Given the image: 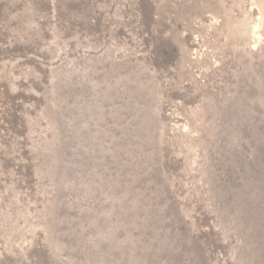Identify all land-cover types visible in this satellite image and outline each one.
Listing matches in <instances>:
<instances>
[{
	"label": "rangeland",
	"instance_id": "rangeland-1",
	"mask_svg": "<svg viewBox=\"0 0 264 264\" xmlns=\"http://www.w3.org/2000/svg\"><path fill=\"white\" fill-rule=\"evenodd\" d=\"M156 1L0 0V264H264V0Z\"/></svg>",
	"mask_w": 264,
	"mask_h": 264
},
{
	"label": "bare ground",
	"instance_id": "bare-ground-1",
	"mask_svg": "<svg viewBox=\"0 0 264 264\" xmlns=\"http://www.w3.org/2000/svg\"><path fill=\"white\" fill-rule=\"evenodd\" d=\"M161 1V0H160ZM124 2H127V1H124ZM147 2V1H146ZM157 2H159V1H156V0H148V3L150 4V6H152L151 8H153V7H159V5L160 4H158ZM164 2V1H163ZM130 3H131V1H130ZM160 3H162V1L160 2ZM128 4V3H127ZM163 4V3H162ZM161 4V5H162ZM136 5V4H135ZM146 6V5H145ZM149 6V7H150ZM163 6H166V5H163ZM200 6V5H199ZM137 7V6H136ZM138 7H139V5H138ZM142 7V6H141ZM148 7V8H149ZM156 7H155V9H156ZM189 7V6H188ZM215 7V6H214ZM143 8V7H142ZM145 8V7H144ZM166 8V7H165ZM194 8V7H193ZM138 9H140V8H138ZM162 10H164V8H161ZM161 9H159L158 8V10L160 11ZM157 10V9H156ZM158 11V12H159ZM181 11V10H180ZM116 12V11H115ZM160 12H162V11H160ZM141 13V12H140ZM145 13V12H144ZM119 14V13H118ZM147 14H148V12H147ZM159 13H157V15L156 16H159L158 15ZM175 14V13H174ZM60 15V14H59ZM139 16V15H138ZM147 16H149V15H147ZM155 16V15H154ZM146 17V16H145ZM150 17V16H149ZM160 19V18H159ZM137 20V19H136ZM246 20V19H245ZM120 21V20H119ZM153 21V20H152ZM236 21V20H235ZM155 22V21H154ZM247 22V21H246ZM141 24V23H140ZM232 24V23H231ZM249 24V23H248ZM154 25V24H153ZM153 25H151V26H153ZM160 25H162V24H160ZM157 26H158V24H157ZM163 26V25H162ZM165 26V25H164ZM231 26V25H230ZM233 26V25H232ZM159 27V26H158ZM198 27V26H197ZM210 27V26H209ZM155 28V27H154ZM153 28V30H151V33H150V35H151V37H149V38H153V40L152 41H154L155 39H157V38H159L158 40H156V42L154 43L155 44V46H156V48L158 49V48H160L161 50L163 49V48H170V49H172L173 48V44H172V40H171V38H170V36L164 31V30H160V29H154ZM157 28V27H156ZM168 28H169V26H168ZM176 28V27H175ZM151 29V28H150ZM188 29V28H187ZM249 29V28H248ZM170 30V29H169ZM183 31V30H182ZM250 31V30H249ZM165 32V33H164ZM170 32V31H169ZM258 35V34H257ZM261 35V34H260ZM161 37V38H160ZM183 37V36H182ZM155 38V39H154ZM188 38V37H187ZM260 39V38H259ZM189 40V39H188ZM197 40V39H196ZM195 39L194 40H191L190 42H188L187 43V46H188V49H189V51H192V53L195 55V57H193V60L194 61H201L202 59H201V56L202 55H200L198 52L200 51V50H198L199 49V44H198V42L196 41ZM151 41V40H150ZM179 42H181V41H179ZM259 43V42H258ZM184 44V43H183ZM180 45V44H179ZM183 48H184V46H183ZM198 48V49H197ZM208 49V48H207ZM255 49V48H254ZM257 49V48H256ZM259 49V48H258ZM197 50H198V52H197ZM262 50V49H261ZM173 51V50H172ZM188 51V50H187ZM210 51H211V49H210ZM259 51V50H258ZM209 53V52H208ZM192 54V55H193ZM258 54V53H257ZM262 54V53H261ZM256 55V54H255ZM158 62L159 61H161V59H158L157 60ZM203 61V60H202ZM127 65V64H126ZM148 65V64H147ZM122 66V65H121ZM159 66V65H158ZM215 66V65H214ZM138 68V67H137ZM163 68V67H162ZM190 68V67H189ZM166 69H168V68H166ZM218 69V68H217ZM175 70V69H174ZM173 70V71H174ZM223 70V69H222ZM170 71V70H169ZM168 71V72H169ZM176 72V71H175ZM195 72V71H194ZM190 73V72H189ZM214 73H215V71H214ZM171 74V73H170ZM175 74V73H174ZM203 73H198L197 71H196V73H192V74H190V76H192V78L193 79H195V81H202L203 79H205V76H203L202 75ZM213 74V73H212ZM172 75H173V73H172ZM176 75V74H175ZM168 76V75H167ZM211 76V75H210ZM241 76V75H240ZM175 77V76H174ZM192 80V79H191ZM254 81V80H253ZM203 82V81H202ZM200 83V82H199ZM198 83V84H199ZM204 83V82H203ZM188 85V84H187ZM186 85V86H187ZM203 85V84H202ZM189 86V85H188ZM184 88V87H183ZM186 88V87H185ZM176 90V89H175ZM183 90V89H182ZM208 90V89H207ZM180 91V90H179ZM183 95V91H180L179 93H178V97H180V96H182ZM226 99V98H225ZM177 100V99H176ZM202 108V107H201ZM190 110V109H189ZM196 112V111H195ZM204 114V113H203ZM211 115V114H210ZM169 116V115H168ZM177 117V116H176ZM170 118H172V117H170ZM211 118V117H210ZM165 119V118H164ZM172 122H173V118H172ZM180 122V121H179ZM178 123V122H177ZM176 123V124H177ZM174 125V124H173ZM187 127V126H186ZM210 127V126H209ZM214 128V127H213ZM176 129V128H175ZM209 129V128H208ZM212 129V128H211ZM175 132V131H174ZM173 134V133H172ZM178 135V134H177ZM176 138V137H175ZM184 141V140H183ZM193 141V140H192ZM52 142V141H51ZM185 145V144H184ZM38 212V211H37ZM37 214V213H36ZM33 215V214H32ZM36 218V217H35ZM40 253L42 252V251H39ZM37 253V252H36ZM43 253V252H42ZM44 254V253H43Z\"/></svg>",
	"mask_w": 264,
	"mask_h": 264
}]
</instances>
